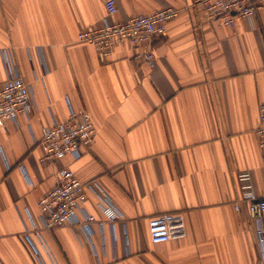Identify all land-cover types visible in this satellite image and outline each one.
Instances as JSON below:
<instances>
[{"label": "crops", "instance_id": "obj_1", "mask_svg": "<svg viewBox=\"0 0 264 264\" xmlns=\"http://www.w3.org/2000/svg\"><path fill=\"white\" fill-rule=\"evenodd\" d=\"M105 1L0 0V87L5 50L34 90L29 120L0 123V264H261L239 173L263 192L264 4L231 27L195 0H115L111 16ZM166 6L179 13L153 41L152 66L144 43H117L103 58L77 39ZM81 108L95 123L93 142L78 158L41 163L43 127ZM62 167L95 181L122 217L105 226L104 243L96 224L92 241L67 225L31 231L36 256L27 212L38 221ZM87 195L86 209L103 217ZM166 212L184 214L187 236L154 242L148 221Z\"/></svg>", "mask_w": 264, "mask_h": 264}, {"label": "built area", "instance_id": "obj_2", "mask_svg": "<svg viewBox=\"0 0 264 264\" xmlns=\"http://www.w3.org/2000/svg\"><path fill=\"white\" fill-rule=\"evenodd\" d=\"M195 4L201 8L207 18L233 27L238 18L256 16L264 0H195ZM105 5L109 16L116 12L115 0H106ZM178 13L177 7L166 6L149 14H136L122 20L107 21L102 26L81 30L77 39L92 44L99 57L103 58L111 53L117 43H144L143 55L152 66L155 58L153 41L166 33L168 22ZM4 64L7 75L0 87V123L2 124L7 118L16 120L20 113L29 120L34 108L33 87L25 81L19 68L5 50ZM96 132L95 123L86 108L71 109L65 120H52L50 125L43 127L42 135L38 140L43 149L40 162L51 164L65 155L78 158L83 148L93 142ZM257 135L264 165V100L260 104ZM56 177L55 185L44 192L38 201V221L27 212L30 227L26 229L24 237L31 251L36 256L40 255L29 232H39L41 229H51L61 225L78 229L92 241L96 224L104 243L105 226L108 225L112 230L114 222L122 217L116 205L95 181H82L70 167L59 168ZM239 178L242 182L241 199L247 201L248 211L255 221L261 264H264V190L261 194L253 190L251 174L248 170L240 172ZM87 188L97 195L103 217L97 218L86 209ZM236 207L238 208L239 205ZM148 227L154 242L187 236V223L181 212H166L153 216L148 221ZM112 236L114 237L113 231Z\"/></svg>", "mask_w": 264, "mask_h": 264}]
</instances>
